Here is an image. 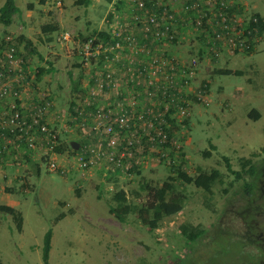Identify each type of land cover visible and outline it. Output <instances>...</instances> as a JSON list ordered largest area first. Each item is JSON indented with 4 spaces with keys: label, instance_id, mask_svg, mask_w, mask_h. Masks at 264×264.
Instances as JSON below:
<instances>
[{
    "label": "rangeland",
    "instance_id": "1",
    "mask_svg": "<svg viewBox=\"0 0 264 264\" xmlns=\"http://www.w3.org/2000/svg\"><path fill=\"white\" fill-rule=\"evenodd\" d=\"M15 3L18 11L11 23L0 22V40L11 36L27 66L21 92L26 115L33 105L43 108L44 121L56 138L54 147L61 151L48 150L41 133L29 148L16 133L1 140L0 205H10L22 215L18 229L12 216L0 211L1 264H44L42 244L49 229L50 264H264V250L259 248L264 246V32L252 37L248 52L217 59L206 52L204 38L191 27L168 43L170 56L185 60V65L197 59L187 92L195 102L197 87L207 84L208 103L192 104L186 117L171 114L166 119L167 133L173 132L168 148L140 136L138 164L116 172L107 164L81 166L75 158L83 145L95 142L87 133L90 124L82 120L90 107L86 100L97 89L90 80L95 69L83 63V43L94 38L95 31H112L128 23L125 1L123 5L119 0ZM230 12L244 26L255 13L264 16V0H234ZM43 24L56 29L44 33ZM39 66L45 69L41 78L36 76ZM50 66L53 69L47 70ZM218 68L240 73H216ZM71 102L77 115L70 110ZM252 109L258 110L257 119L249 115ZM205 150L210 155H204ZM223 156L233 170H240L242 160L250 158L257 175L243 172L237 178L227 170ZM50 160L60 169L50 170ZM171 165H180L192 176L215 168L220 176L210 194L175 179L174 192L184 196L183 208L163 217L155 228L135 214L120 222L109 212L117 190H124L129 201L147 200L143 184L159 186L175 176ZM246 183L251 184L249 193ZM183 222L200 225L204 233L195 241L187 240L179 230Z\"/></svg>",
    "mask_w": 264,
    "mask_h": 264
},
{
    "label": "built area",
    "instance_id": "2",
    "mask_svg": "<svg viewBox=\"0 0 264 264\" xmlns=\"http://www.w3.org/2000/svg\"><path fill=\"white\" fill-rule=\"evenodd\" d=\"M123 1L130 21L111 35L126 42L119 39L105 45L89 38L83 43V63L99 67L90 78L97 89L86 100L88 105L96 101L94 112L82 115L85 122L90 118L87 133L95 137V142L83 145L75 158L81 166L107 164L116 172L138 164L137 145L143 135L152 143L167 142V116L183 118L192 104L208 103L202 84L194 92L195 102L187 92L188 82L196 74L197 59L185 65V60L170 56L165 46L191 27L204 38L206 52L217 59L247 49L246 23L251 18L255 21L252 16L242 26L230 12L234 0ZM17 54L12 37L4 36L0 40V145L7 138L2 130L24 138L27 147H33L37 132H42L47 149L52 150L56 138L44 121L43 108L33 105L34 110L26 115L21 92L28 72ZM146 127L152 130L146 132ZM48 167L60 169L55 160H50Z\"/></svg>",
    "mask_w": 264,
    "mask_h": 264
},
{
    "label": "trees",
    "instance_id": "3",
    "mask_svg": "<svg viewBox=\"0 0 264 264\" xmlns=\"http://www.w3.org/2000/svg\"><path fill=\"white\" fill-rule=\"evenodd\" d=\"M44 0H41L43 2ZM84 1L85 3L88 0H80ZM120 4L123 3V0H119ZM18 11V7L15 3V0H4L3 4L0 6V22L4 25H8L12 21V15ZM255 17V21L251 18L249 22L246 23V35L248 36L249 41V48L246 50H250L251 48V41L253 40V36L261 35L264 32V16L260 15L259 13H255L253 15ZM121 23V21H119ZM41 29L44 33L52 32L56 29V26L53 24H43ZM112 31L107 30H99L95 31V41H103L105 45L113 44L114 41L119 40L120 38L116 36H112ZM249 31V32H248ZM22 38V37H21ZM93 38V37H89ZM87 38L85 41H87ZM252 38V39H251ZM123 43L126 42L122 37L120 39ZM27 44L30 43L29 40L26 41ZM103 55L101 54L100 57ZM24 68L27 70V66L23 62ZM53 67L50 66L47 70H52ZM45 69L42 66L37 67L36 76L37 78H41ZM240 73V70H231L228 68H218L216 73ZM70 74V72H69ZM207 85V84H206ZM205 84H202V88L206 87ZM204 86V87H203ZM89 110L95 106V103L89 105ZM74 102H71L70 110L73 114L77 115L78 111L75 110ZM249 115L257 119L259 117V112L257 109H252L249 112ZM169 121V116L167 117ZM171 120V119H170ZM90 124V118L87 119V124ZM166 130V128H165ZM7 135H10L8 130H2ZM167 132V131H166ZM43 134L42 132H37ZM173 132L168 130V140L167 142L163 143V147H170L171 146V134ZM37 135V134H36ZM41 136V137H42ZM42 141H46L44 137ZM54 149L61 151L60 147L55 146ZM209 150L203 151L204 155H210ZM225 161V166L227 170L232 172L237 178H242L243 172H246L251 175V177H255L257 175V167L252 163L250 158H244L241 163L240 170H233L231 168V164L228 161L227 156H223ZM171 172L175 173V176H168V178L159 186H151L148 183L143 184V189L147 191V200L144 202H132L128 200L127 193L124 190H117L112 195V200L114 201V205H110L109 212L120 222H124L127 219V216L135 214L137 219H139L143 224L149 226L150 228H155L158 226L159 221L163 217H170L177 212H179L183 208V195L179 192H174V183L175 179H178L182 183L189 184L193 183L196 187L201 188L202 190L206 191L207 193L212 192V186L215 181L220 176V171L218 169H212L209 172L206 171H199L195 176L188 174L184 171L180 165L175 166L171 165L170 167ZM245 189L247 193H249L251 189V184H245ZM0 211L9 213L18 229H21L22 225V215L21 212L10 205H0ZM180 233L189 241H195L198 237H200L204 233V228L200 225H194L190 222H183L179 225ZM51 236L52 231L49 229L46 231L43 244H42V261L44 264H50L49 262V250L51 248ZM1 264V262H0Z\"/></svg>",
    "mask_w": 264,
    "mask_h": 264
},
{
    "label": "bare ground",
    "instance_id": "4",
    "mask_svg": "<svg viewBox=\"0 0 264 264\" xmlns=\"http://www.w3.org/2000/svg\"><path fill=\"white\" fill-rule=\"evenodd\" d=\"M87 65H90V64H86L85 66H87ZM90 66H92L93 67V70L95 69V71H97L98 70V65H96L95 64V66H96V68L94 67V65H90ZM112 101V100H111ZM95 102V101H94ZM91 104H93V103H91ZM95 107V106H94ZM94 107H92V109L90 110V111H88V112H94ZM90 125H88L87 127H89Z\"/></svg>",
    "mask_w": 264,
    "mask_h": 264
},
{
    "label": "crops",
    "instance_id": "5",
    "mask_svg": "<svg viewBox=\"0 0 264 264\" xmlns=\"http://www.w3.org/2000/svg\"><path fill=\"white\" fill-rule=\"evenodd\" d=\"M122 5H123V3H122ZM248 48H249V45H248ZM241 51H246V52H248L249 50H246V49H245V50H241ZM237 52H239V50H236L234 53H229V54H236ZM227 54H228V53H227ZM117 65H118V64H116V68H117ZM119 68H120V66H119ZM237 70H238V69H237ZM221 85H222V84H221ZM222 86H223V85H222ZM223 89H224V86H223ZM23 101H24V103H26V99H25V100L23 99Z\"/></svg>",
    "mask_w": 264,
    "mask_h": 264
},
{
    "label": "flooded vegetation",
    "instance_id": "6",
    "mask_svg": "<svg viewBox=\"0 0 264 264\" xmlns=\"http://www.w3.org/2000/svg\"><path fill=\"white\" fill-rule=\"evenodd\" d=\"M259 248L261 249V250H264V246L262 245H259ZM261 258H262V256H261ZM261 261V260H260Z\"/></svg>",
    "mask_w": 264,
    "mask_h": 264
}]
</instances>
